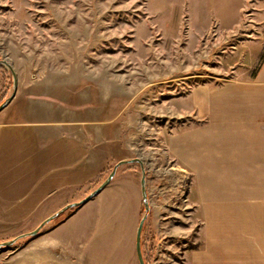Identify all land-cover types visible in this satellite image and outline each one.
I'll use <instances>...</instances> for the list:
<instances>
[{
    "label": "rangeland",
    "instance_id": "rangeland-1",
    "mask_svg": "<svg viewBox=\"0 0 264 264\" xmlns=\"http://www.w3.org/2000/svg\"><path fill=\"white\" fill-rule=\"evenodd\" d=\"M2 60L18 88L0 113V243L32 232L96 190L118 162L138 158L151 204L145 263L213 264L206 237L221 212H207L211 227L201 235L206 217L196 202L220 199L229 142L220 115L191 134L209 118H196L190 99L239 78L260 75L264 87V0H0ZM13 91L0 67V105ZM52 102L69 124L15 125L43 123L30 113ZM141 178L139 164L122 166L91 201L0 249V264H140ZM68 235L79 250H63Z\"/></svg>",
    "mask_w": 264,
    "mask_h": 264
},
{
    "label": "crops",
    "instance_id": "crops-1",
    "mask_svg": "<svg viewBox=\"0 0 264 264\" xmlns=\"http://www.w3.org/2000/svg\"><path fill=\"white\" fill-rule=\"evenodd\" d=\"M259 76L253 81L241 78L238 81L229 80L220 91L193 93L190 99L196 118H209L202 126H193L191 134L192 130L194 133L206 129L211 119L220 115L223 120V138L229 142L223 146L228 148L229 154L223 152L220 199L206 197L204 205L196 202L198 212L205 211L206 217L203 219L201 235L211 227L207 212H211V215L221 212L220 225L218 219L215 220V228H210L206 237L213 264H264V125L260 122L263 111L258 106L264 99V87ZM231 104L234 106H229ZM49 105L45 111L30 113L32 117L43 114V123L29 119L15 125L63 126L70 123L68 115L54 102ZM256 116L260 124L250 122ZM235 119H238L237 124L232 123ZM235 136L238 138L236 143L231 139ZM230 152H237L235 160ZM215 216L219 217L216 213ZM69 221L71 219L63 223L62 227ZM62 238L63 250L68 253L75 251L80 243L75 235Z\"/></svg>",
    "mask_w": 264,
    "mask_h": 264
},
{
    "label": "water",
    "instance_id": "water-1",
    "mask_svg": "<svg viewBox=\"0 0 264 264\" xmlns=\"http://www.w3.org/2000/svg\"><path fill=\"white\" fill-rule=\"evenodd\" d=\"M0 67L8 68L10 70L12 76H13V81H14V91H13L12 95L2 105H0V113H1L14 100V98L16 97L17 88H18V77H17V74L15 73L13 67L7 61H5V60L0 61ZM134 163L139 164L141 166V170H142L141 190H142V199H143L144 212H145L143 217L140 220L139 227H138V230H137L136 252H137V255H138L139 263L140 264H146L144 256H143V252H142V234H143L145 223H146V221L148 219V216H149V213L151 211V204H150V201H149V195H148V190H147L146 170H145V168L143 166L142 161L140 159H138V158L131 159V160H123V161L118 162L115 165V167L113 168V170L110 173V175L108 176V178L96 190H94L91 194H89L87 197H85L84 199H82V200H80L78 202H74V203L68 204L67 206H65L64 208L59 210L57 213H55L54 215H52L49 218H47L44 222H42L40 224V226H38L32 232H29V233H26V234H22V235L18 236L17 238L13 239V240L0 243V249L9 248V247L14 246L19 241H22V240H25V239H32V238H35V237L39 236L40 233L42 232V230L48 224L52 223L53 221L58 219L63 214L69 212L71 209L79 208V207L83 206L87 202L91 201L98 194H100L113 181V179L117 175L118 170L122 166L127 165V164H134Z\"/></svg>",
    "mask_w": 264,
    "mask_h": 264
}]
</instances>
